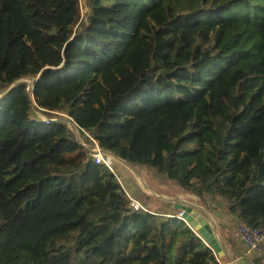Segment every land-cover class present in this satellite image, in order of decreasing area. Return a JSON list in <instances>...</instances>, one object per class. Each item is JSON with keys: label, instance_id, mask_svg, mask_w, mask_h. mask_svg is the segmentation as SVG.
<instances>
[{"label": "trees", "instance_id": "1", "mask_svg": "<svg viewBox=\"0 0 264 264\" xmlns=\"http://www.w3.org/2000/svg\"><path fill=\"white\" fill-rule=\"evenodd\" d=\"M87 3L75 37L58 0H0V264H221L174 205L132 208L117 159L264 226V0Z\"/></svg>", "mask_w": 264, "mask_h": 264}, {"label": "crops", "instance_id": "2", "mask_svg": "<svg viewBox=\"0 0 264 264\" xmlns=\"http://www.w3.org/2000/svg\"><path fill=\"white\" fill-rule=\"evenodd\" d=\"M124 169L125 168L123 166H120L119 173H123ZM119 179L121 178L119 177ZM123 184L125 183L123 182ZM157 184V186H152V188H146L147 191H144L137 185L134 186L133 189L134 194L144 200L143 204L146 207L148 206L152 210V212H158L163 214L170 213L172 205H174L175 208L178 205L187 204L198 206L205 212L208 221L212 225L214 231L217 234V237L219 238L222 246L224 247V250L226 252L225 256L223 258H220L218 256L221 261H225L226 264H264V254L248 253L246 245L238 233L239 219L237 216L232 215L227 210L226 205L224 207H221L218 204V201H215L214 203L209 201L207 202V205L202 206L199 205V200L194 195L175 194V190L161 191L158 189L163 188L161 186L160 181H158ZM124 187L127 192H130L129 188L126 185H124ZM133 197L136 198L135 196ZM153 198L161 202H166L168 204L167 209L163 210L162 207L157 202H155Z\"/></svg>", "mask_w": 264, "mask_h": 264}, {"label": "rangeland", "instance_id": "3", "mask_svg": "<svg viewBox=\"0 0 264 264\" xmlns=\"http://www.w3.org/2000/svg\"><path fill=\"white\" fill-rule=\"evenodd\" d=\"M58 3L61 4L66 9V13H67L66 14V21H67L69 27L73 29V31L75 33V37L78 36L83 31L89 32L90 36H94V35H97L99 33V30H100L99 29L100 28L99 23L98 22L91 23V21H90L91 10H90V7L88 6L87 0H58ZM223 15L227 16L228 13L225 12V13H223ZM88 38L89 37H81V40L83 42H85ZM34 81H35V79H33V78L21 81V82L27 83L29 85V92L31 94H32L33 89H34V86H33ZM134 82H135V78L128 79V80L122 82L116 93H119L121 95L128 96V97H135L136 96L135 93H138V92L134 89ZM31 98L34 102L35 97L32 95ZM57 117H58V114L56 115L55 118H57ZM39 120H40V122H42L43 119L40 118ZM76 134L79 137V134L78 133H76ZM80 134H81V136L83 135L82 133H80ZM81 142H84V140L82 139ZM111 159H116V158L114 157L113 154H108L106 160H107L108 164H111L112 169L114 170ZM117 162L122 164V162H120L118 159H117ZM122 165H124V164H122ZM123 167L125 168L123 173H119L117 171V173H118L117 176L120 177L121 180L125 183L124 185H126L129 188L130 194L135 196L136 198H138L140 201H142V203H144V200H142L141 198H139L138 196H136L134 194V190H133L134 186L137 185L138 187H140L144 191H147L146 188H152V186H157L158 185L157 182L160 181V183H161V180H159L155 171L152 169L144 168V167L132 168V167H129L126 165H124ZM152 175H153V178H152ZM162 187L163 188H158V189L161 191L175 190V194H188L184 190L182 191L179 187H176L175 185L174 186L170 185L168 187L167 182H165L164 186H162ZM153 199L155 202H157L162 207L163 210L167 209L168 204L166 202H161L155 198H153ZM218 204L221 207L225 206V203L221 200L218 202Z\"/></svg>", "mask_w": 264, "mask_h": 264}, {"label": "built area", "instance_id": "4", "mask_svg": "<svg viewBox=\"0 0 264 264\" xmlns=\"http://www.w3.org/2000/svg\"><path fill=\"white\" fill-rule=\"evenodd\" d=\"M58 117L57 118H51V117H42L43 118V122L46 125H50L53 122H59L62 123L64 125L69 126L72 130H74L72 128V125L76 126V129L74 131H78L80 133H82V138L79 140V143L88 151V153L90 154V156L92 157V159L96 162V164H102L105 163L108 165L107 162V155L109 154L106 150L102 149L99 145V143L94 139V137L88 133L86 130L81 129L75 122V120L64 114V113H57ZM66 121V123H65ZM82 139L84 140V142H81ZM119 183L121 184V186L123 187V189L125 190L127 196L130 198L131 200V206L134 210L136 211H142V212H150V210L138 199L132 197L130 194V192L128 193L124 187L123 182L121 181V179H119ZM178 218L183 220L186 225L188 227H190L193 231L194 229L192 228V226L190 225V223L187 221L186 218H184L183 216V212L179 213ZM238 233L240 235V237L242 238V240L244 241L247 251L249 254H264V226H256V225H251L246 221H239L238 222ZM197 233V232H196ZM197 235H199L197 233ZM199 237L202 239V241L214 252V254L218 257L216 251L211 248L202 238V236L199 235ZM219 262L221 264H226L225 261H221L219 259Z\"/></svg>", "mask_w": 264, "mask_h": 264}, {"label": "water", "instance_id": "5", "mask_svg": "<svg viewBox=\"0 0 264 264\" xmlns=\"http://www.w3.org/2000/svg\"><path fill=\"white\" fill-rule=\"evenodd\" d=\"M74 133L79 134V137L76 134L79 142V140L82 138L81 134L78 131H74ZM176 208L183 212L184 218L187 219L194 231L202 236L204 241L216 251L217 255L220 258H223L226 254L224 247L222 246L219 238L217 237V234L214 231L212 225L208 221L203 209L198 206L189 204L178 205Z\"/></svg>", "mask_w": 264, "mask_h": 264}, {"label": "bare ground", "instance_id": "6", "mask_svg": "<svg viewBox=\"0 0 264 264\" xmlns=\"http://www.w3.org/2000/svg\"><path fill=\"white\" fill-rule=\"evenodd\" d=\"M72 128L75 130L76 129V126L75 125H72Z\"/></svg>", "mask_w": 264, "mask_h": 264}, {"label": "clouds", "instance_id": "7", "mask_svg": "<svg viewBox=\"0 0 264 264\" xmlns=\"http://www.w3.org/2000/svg\"><path fill=\"white\" fill-rule=\"evenodd\" d=\"M182 212V211H181ZM195 232V231H194ZM196 233V232H195ZM200 235V234H199ZM201 236V235H200Z\"/></svg>", "mask_w": 264, "mask_h": 264}]
</instances>
